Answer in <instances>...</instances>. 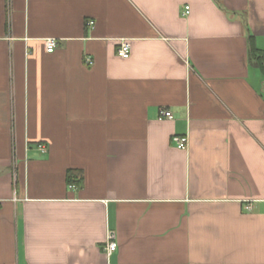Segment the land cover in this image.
I'll use <instances>...</instances> for the list:
<instances>
[{
  "label": "crops",
  "instance_id": "obj_1",
  "mask_svg": "<svg viewBox=\"0 0 264 264\" xmlns=\"http://www.w3.org/2000/svg\"><path fill=\"white\" fill-rule=\"evenodd\" d=\"M249 39L264 0H0V264H264Z\"/></svg>",
  "mask_w": 264,
  "mask_h": 264
},
{
  "label": "built area",
  "instance_id": "obj_2",
  "mask_svg": "<svg viewBox=\"0 0 264 264\" xmlns=\"http://www.w3.org/2000/svg\"><path fill=\"white\" fill-rule=\"evenodd\" d=\"M188 13H189V6H185L182 14L187 15ZM88 24L92 25L93 22L89 21ZM56 46H57V41L55 39L49 38V39L45 40V49L47 52H53L54 49L56 48ZM116 55L122 59H126L129 57V55H130V43L127 40H122L119 42L117 49H116ZM89 63H91V62L89 61ZM171 117H172V115H171V112L169 110H165V109L159 110L158 120H162L164 118L167 119V118H171ZM171 143L179 149H185L188 145V137L175 135L171 138ZM39 149L42 152L45 151V148L43 145H40ZM108 239L109 240L107 241L104 249L109 254V253H112L113 251H115L117 244L114 240H112V236H109Z\"/></svg>",
  "mask_w": 264,
  "mask_h": 264
},
{
  "label": "trees",
  "instance_id": "obj_3",
  "mask_svg": "<svg viewBox=\"0 0 264 264\" xmlns=\"http://www.w3.org/2000/svg\"><path fill=\"white\" fill-rule=\"evenodd\" d=\"M249 56L251 59L256 60L257 67L264 71V63L262 56L258 53L257 49L252 45V41L249 39ZM65 179L67 184L73 185V184H79L81 182V172L79 169H69L66 172Z\"/></svg>",
  "mask_w": 264,
  "mask_h": 264
}]
</instances>
